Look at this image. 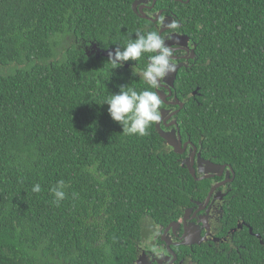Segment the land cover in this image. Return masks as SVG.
Returning a JSON list of instances; mask_svg holds the SVG:
<instances>
[{"label":"trees","instance_id":"1","mask_svg":"<svg viewBox=\"0 0 264 264\" xmlns=\"http://www.w3.org/2000/svg\"><path fill=\"white\" fill-rule=\"evenodd\" d=\"M135 1L0 0V264H135L158 228L208 197L215 180H195L158 123L125 135L104 105L121 85L148 87L132 67L149 54L113 69L85 51L153 31ZM174 10L196 46L173 89L182 140L233 169L222 221L250 227L233 249L197 246L196 264H264V0Z\"/></svg>","mask_w":264,"mask_h":264},{"label":"flooded vegetation","instance_id":"2","mask_svg":"<svg viewBox=\"0 0 264 264\" xmlns=\"http://www.w3.org/2000/svg\"><path fill=\"white\" fill-rule=\"evenodd\" d=\"M188 2L189 0H136L135 3L137 6L133 8L136 15L147 23L145 25L147 30L149 28H151L153 31L155 30L162 36V38L165 40V43L176 49L173 54L174 62L177 66L185 64L178 69V73L182 68H186L190 65V61L194 59L192 58L194 55L193 50L196 48L195 44L191 42L190 38L181 31L183 24L174 10L175 4H185ZM173 21L177 23L176 28L170 27ZM187 42L188 44L186 45ZM85 49L86 52L88 51L90 55H94L96 58H99L100 56L103 57V52L100 51L102 50L101 48L91 49L90 45ZM167 79L168 78L165 77L161 84L165 85L164 83ZM159 90L163 91L165 94L170 93L168 89L162 88L160 86L157 87V92ZM175 96L176 93L175 90H173V95L167 99V102L170 103L175 101ZM164 104L167 106V108L162 109L161 114L167 110L168 112L166 117H169L173 112L179 109L178 106L169 105L166 103ZM175 120L177 121L176 116L171 118L167 124H170ZM160 125L161 128H163L166 132L175 129V127H167L164 121L160 122ZM192 145L188 147L186 153L184 154V159L189 156ZM197 153H200L198 148ZM195 167L198 170V164H196ZM227 171L222 177L216 176L215 178H211L215 180L212 184V187L229 178V176L226 177ZM198 175L201 177L203 174L198 173ZM217 178H221V180L217 181ZM227 185L222 186L226 187L225 191L220 190L221 187L215 191L214 196L208 206H199L197 205L198 202H195V206L187 209L190 210L187 213V216L186 210L179 221L173 222L178 224L177 226L171 227L167 231L165 235V240L167 242L163 240V236L172 223L166 228H158L157 235L155 234L156 236L150 239L146 247L141 248L140 254L135 264H138L140 259V264H196V261L199 262V260L193 254V252L197 246L206 244L207 246L218 250V248H221L223 243H226L230 248H235L236 246L232 240L233 235L246 227H250L240 221L235 227L230 229L225 227V224L222 220L224 218L225 210L224 202L227 194L229 193V190H227ZM216 197L218 198L215 199ZM195 240L202 241L199 244H188V242H193Z\"/></svg>","mask_w":264,"mask_h":264},{"label":"clouds","instance_id":"3","mask_svg":"<svg viewBox=\"0 0 264 264\" xmlns=\"http://www.w3.org/2000/svg\"><path fill=\"white\" fill-rule=\"evenodd\" d=\"M170 27L176 28L177 23L173 21ZM135 37L129 38L125 45L117 47L114 52L110 51L107 63H110L113 69H117L129 61L136 62L144 54H149L143 69H139L136 63L132 67L133 77H139L148 87L137 91L132 86L121 85L119 93L109 95L104 105L109 106V115L122 126L123 134L145 136L148 129L162 119L161 97L151 89L157 88L165 77L176 72L177 65L173 58L176 49L165 43L156 31L146 34L137 31ZM65 188V182L60 180L50 189L57 205L66 199ZM41 190L38 183L32 188V192L37 194Z\"/></svg>","mask_w":264,"mask_h":264},{"label":"water","instance_id":"4","mask_svg":"<svg viewBox=\"0 0 264 264\" xmlns=\"http://www.w3.org/2000/svg\"><path fill=\"white\" fill-rule=\"evenodd\" d=\"M190 1V0H189ZM137 6V4L135 3L133 5V8H135ZM187 41V39H186ZM188 44V42L186 43V45ZM99 49V47L96 45V44H93L91 49ZM101 52H103V56L104 57H107L109 58V52L112 51L114 52L115 49H110V50H107V51H103V50H100ZM88 55H90V53L87 51ZM193 56L192 58L195 57V50H193ZM185 64H182L180 66H177V70L174 74H171L169 77H167L168 79L165 80V85L159 84L160 87L162 88H166L170 91L169 94H165L163 91H158V95L161 97V100L166 103V104H169V105H174V106H178L179 109L175 112H173L169 117H166V114H167V110H165L164 112H162V119L160 122H165L166 126L167 127H175V129H173L172 131H169V132H166L163 128H161V125H160V122L158 123V130H159V133L161 135V137L167 142V144L172 148L174 149V152L176 154H179V155H184L188 149V147L190 145H192L190 142H186L184 143L183 140H182V136H181V130H180V127H179V124L178 122L175 120L173 121L172 123L170 124H167V122L173 118L174 116L178 115V113L184 108V103L181 102L178 98V96H175V101L173 102H167V99L172 97L173 95V89L175 87V81H176V78H177V73H178V69L182 66H184ZM130 65H125L126 68H129ZM196 164H198V170L197 168L195 167ZM183 165L186 166L190 173L192 174V176L194 177L195 180L197 181H201V180H204V179H211V178H215L216 176L218 177H222L224 175V173L227 171V174H226V177L229 176V178L225 179L224 181L214 185L208 195V197L206 198L205 202H198L197 205L199 206H208L211 202V199L213 198L214 196V193L217 189H219L220 187L222 186H225L227 183L233 181V178H231V176L233 175L234 176V171L231 167H228L227 165H218V164H214L210 161H205L204 159H202L201 157V153H197V147L192 145V148H191V152L189 153V156L183 161ZM198 173L200 174H203L201 177L198 176ZM218 197H216L215 199H217ZM190 210H187L186 211V216H187V213L189 212ZM178 223H172L168 229L166 230V232L164 233V236H163V240H165V235L167 233V231L171 228V227H174V226H177ZM252 232V230H251ZM202 240H198V241H193V242H188L189 245H192V244H199ZM167 242V241H166ZM176 260V259H175ZM141 263V259L139 260L138 264Z\"/></svg>","mask_w":264,"mask_h":264}]
</instances>
